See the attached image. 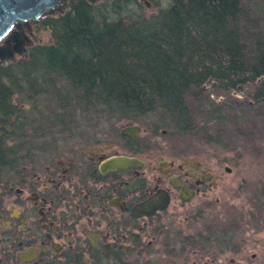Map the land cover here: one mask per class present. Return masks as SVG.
Instances as JSON below:
<instances>
[{
    "label": "trees",
    "instance_id": "trees-1",
    "mask_svg": "<svg viewBox=\"0 0 264 264\" xmlns=\"http://www.w3.org/2000/svg\"><path fill=\"white\" fill-rule=\"evenodd\" d=\"M146 1L155 13L143 0H68L62 13L39 19L52 43L0 63V175L28 160L15 152L33 150L34 166L36 153L46 161L56 145L47 135L58 127L184 133L186 97L206 85L224 95L249 88L247 104L264 107V39L242 0Z\"/></svg>",
    "mask_w": 264,
    "mask_h": 264
},
{
    "label": "flooded vegetation",
    "instance_id": "flooded-vegetation-1",
    "mask_svg": "<svg viewBox=\"0 0 264 264\" xmlns=\"http://www.w3.org/2000/svg\"><path fill=\"white\" fill-rule=\"evenodd\" d=\"M35 22L23 27L31 44ZM130 125L135 138L121 133ZM130 125L86 146L47 147L39 166L33 150L15 152L28 160L0 177V264H238L228 255L241 247L225 229H191L212 205L216 176L195 160L154 158L142 126ZM117 155L142 164L101 173Z\"/></svg>",
    "mask_w": 264,
    "mask_h": 264
},
{
    "label": "rangeland",
    "instance_id": "rangeland-1",
    "mask_svg": "<svg viewBox=\"0 0 264 264\" xmlns=\"http://www.w3.org/2000/svg\"><path fill=\"white\" fill-rule=\"evenodd\" d=\"M242 5L252 26L264 39V0H242ZM156 10L150 3L145 7L147 14ZM38 23L39 20L35 22L31 45L52 43L49 30L40 28ZM20 58L15 54V60ZM245 90L224 95L211 85H206L200 94L191 89L186 97L191 116L186 132L172 134L160 130L153 135L142 127L140 138L150 142L154 158L175 162L187 158L210 169L216 176V185L207 197L212 205L200 220L191 224V229L230 228L227 233L241 250L228 256L234 257L238 264H264V107L247 104L249 88ZM60 128L47 135V141H54L59 150L86 146L90 137L103 140L105 136L95 135L86 127L77 130V134L69 130L59 133ZM43 155L36 153L35 161L39 164L45 161ZM0 177L8 176L2 173Z\"/></svg>",
    "mask_w": 264,
    "mask_h": 264
},
{
    "label": "water",
    "instance_id": "water-1",
    "mask_svg": "<svg viewBox=\"0 0 264 264\" xmlns=\"http://www.w3.org/2000/svg\"><path fill=\"white\" fill-rule=\"evenodd\" d=\"M68 0H0V40L6 38L7 46H0V59L3 64L15 60V54L20 57L27 55L25 45H31L30 38L23 32L27 22L37 21L45 15L62 13ZM93 3L97 0H88ZM147 5L148 2L143 0ZM22 23L23 26L17 25ZM17 25L18 30H13ZM12 41L13 45H9ZM139 132L137 125L125 126L122 134H129L135 138ZM142 162L132 156H111L99 165L101 173L108 171H124L133 165L140 166ZM227 171H229L227 169Z\"/></svg>",
    "mask_w": 264,
    "mask_h": 264
}]
</instances>
